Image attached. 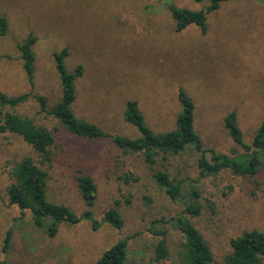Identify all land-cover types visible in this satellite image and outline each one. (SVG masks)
I'll list each match as a JSON object with an SVG mask.
<instances>
[{"label":"rangeland","instance_id":"374dc122","mask_svg":"<svg viewBox=\"0 0 264 264\" xmlns=\"http://www.w3.org/2000/svg\"><path fill=\"white\" fill-rule=\"evenodd\" d=\"M200 10L208 2L190 0H0V17L7 33L0 36V92L8 96L32 94L45 99V109L33 97L15 109L54 135L50 161L44 164L19 137L0 134V262L7 264H95L124 237L128 264H178L182 234L172 223L165 230L169 256L155 262L160 237L149 228L153 221L169 220L197 202L200 215L186 218L209 244L214 264H223L231 252L230 240L245 231L264 230V168L254 177L223 171L201 177L198 155L188 151L149 167L139 155H123L109 140L92 141L70 134L48 114L59 101L61 87L53 52L67 49L66 70L78 67L75 80L76 117L104 132L137 138L138 131L124 121V108L135 101L146 124L155 133L175 128L180 111L178 89L195 105L194 128L203 146L231 155L242 149L230 138L224 118L237 115L245 144H250L264 121V0H232L207 18V31L189 26L181 32L168 5ZM30 34L35 72L31 84L23 70L17 44ZM30 157L47 173V199L82 214L86 207L77 178L89 177L96 186L93 216L100 220L116 208L120 230L103 224H63L54 238L33 226L30 213L10 205L5 188L12 182L14 163ZM166 171L182 183V203L169 200L151 178ZM130 176L135 182H124ZM198 193L197 200L192 192ZM148 198L150 201L146 200ZM11 230L6 253L3 243Z\"/></svg>","mask_w":264,"mask_h":264},{"label":"trees","instance_id":"16d2710c","mask_svg":"<svg viewBox=\"0 0 264 264\" xmlns=\"http://www.w3.org/2000/svg\"><path fill=\"white\" fill-rule=\"evenodd\" d=\"M196 3L208 2L200 10H189L168 5V11L175 24V31L181 32L189 26H196L201 33L207 31V18L218 11L223 3L232 0H190ZM7 33L6 19L0 17V36ZM37 38L30 34L25 40L17 44L24 73L32 84L35 72V55L33 47ZM68 57L67 49L53 52V61L58 75L61 96L57 104L48 111L72 135L92 141L109 140L123 155H139L149 167L157 164L162 158L179 156L185 151L198 155L197 169L201 177L216 176L223 171H230L235 176L254 177L264 168V121L255 132L251 143L245 144L243 134L238 126L237 115L230 112L224 118V127L242 152L233 151L231 155L218 154L203 146L200 136L194 128L195 105L187 92L178 89L180 111L176 117L174 130L155 133L146 124L144 116L139 111L135 101H128L124 108V121L136 128L139 136L128 138L120 135H111L104 132L93 123L76 117L72 106L76 99L75 80L83 73L78 67L73 73L66 70L65 60ZM30 97L36 98L43 109L45 99L30 94L8 96L0 92V134L9 133L19 137L27 144L44 164L50 161V149L54 145V135L44 127L38 126L26 116L17 114L15 109L26 103ZM10 177L12 182L5 188L10 205L17 206L21 216L30 213L34 227L45 231L49 238H54L63 224L77 225L82 221L91 224L92 230L97 232L103 224L120 230L123 220L116 208L109 209L100 220L93 216L92 208L96 199V186L87 176H79L77 185L85 204V211L77 215L70 208L55 204L47 199V173L40 168L30 157H24L13 164ZM154 183L164 191L171 202L182 203V183L170 178L166 171H154L151 175ZM124 182H135L130 176L121 178ZM197 200L198 193L192 192ZM149 202L150 200L146 198ZM185 206L183 211L169 220L153 221L149 231L160 237L154 249V261H164L169 256L166 243L167 232L158 231L159 226L172 223L183 237L178 251V264H214V256L209 244L201 233L186 218V215L199 216L200 206L193 201ZM11 230L6 233L3 252L6 253L11 242ZM131 237L118 240L96 260L95 264H128L127 248ZM231 252L224 257L223 264H264V230L245 231L240 236L230 240ZM0 264H7L0 262Z\"/></svg>","mask_w":264,"mask_h":264}]
</instances>
